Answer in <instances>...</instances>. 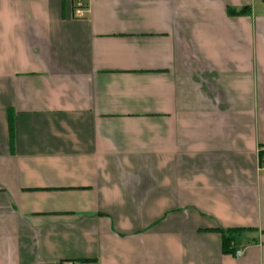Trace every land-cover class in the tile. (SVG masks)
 Wrapping results in <instances>:
<instances>
[{"label": "crops", "instance_id": "obj_1", "mask_svg": "<svg viewBox=\"0 0 264 264\" xmlns=\"http://www.w3.org/2000/svg\"><path fill=\"white\" fill-rule=\"evenodd\" d=\"M263 148L264 0H0V264H264Z\"/></svg>", "mask_w": 264, "mask_h": 264}, {"label": "trees", "instance_id": "obj_2", "mask_svg": "<svg viewBox=\"0 0 264 264\" xmlns=\"http://www.w3.org/2000/svg\"><path fill=\"white\" fill-rule=\"evenodd\" d=\"M248 13V9L246 7H243L239 10H235L233 8H227V14L230 16H242ZM9 134L10 139L12 141V127L9 124ZM264 149V148H263ZM259 155H262V152H259ZM243 229H230L227 230L225 233H223L222 236V248L225 253H232L234 251L233 244L237 236L240 232H242Z\"/></svg>", "mask_w": 264, "mask_h": 264}, {"label": "built area", "instance_id": "obj_3", "mask_svg": "<svg viewBox=\"0 0 264 264\" xmlns=\"http://www.w3.org/2000/svg\"><path fill=\"white\" fill-rule=\"evenodd\" d=\"M82 7H83V3L81 1H78L77 4H76V11H75V15L76 17L78 18H82L83 17V10H82ZM262 152V155L260 156L259 158V165H258V168L261 172L264 173V149H261L260 150ZM235 257H240L242 255V252L239 251V250H236V251H233L232 253ZM75 264H89V263H75Z\"/></svg>", "mask_w": 264, "mask_h": 264}]
</instances>
